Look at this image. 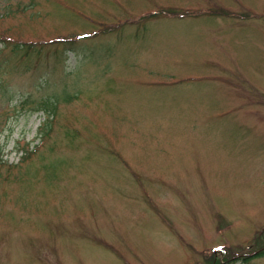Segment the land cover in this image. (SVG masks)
<instances>
[{"label":"rangeland","instance_id":"obj_1","mask_svg":"<svg viewBox=\"0 0 264 264\" xmlns=\"http://www.w3.org/2000/svg\"><path fill=\"white\" fill-rule=\"evenodd\" d=\"M0 159V264H264V0H0Z\"/></svg>","mask_w":264,"mask_h":264},{"label":"trees","instance_id":"obj_2","mask_svg":"<svg viewBox=\"0 0 264 264\" xmlns=\"http://www.w3.org/2000/svg\"><path fill=\"white\" fill-rule=\"evenodd\" d=\"M54 106H55V101L49 100V101L42 102V104L40 105L39 108L41 109V111H43L45 114H47V117H48L47 119H49V117L51 118L54 115V111H55ZM27 152L29 153V150H27ZM260 254H264V251L261 253L255 252L254 255L256 256V255H260Z\"/></svg>","mask_w":264,"mask_h":264}]
</instances>
